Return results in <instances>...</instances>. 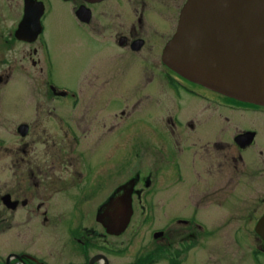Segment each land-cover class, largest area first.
<instances>
[{"label":"flooded vegetation","instance_id":"1","mask_svg":"<svg viewBox=\"0 0 264 264\" xmlns=\"http://www.w3.org/2000/svg\"><path fill=\"white\" fill-rule=\"evenodd\" d=\"M15 1L18 2L15 24L4 31V37L11 43L33 45L28 53L30 70L40 79L39 89L48 97L34 100L33 118L16 126L19 137L16 148L5 147L11 183L6 181L9 184L5 185V194L0 195V203L5 208L2 223L5 231L22 227L28 231L32 228L42 231L45 226L60 227L64 243H56L53 250L51 248L50 251L56 253L55 257L49 254L51 260L34 251L21 250L15 253L18 257L7 259L9 255L5 256L4 263L90 264L95 258L93 264H105V257L120 255L121 250L110 241L119 235L108 234L97 216L114 190L132 178H136L132 216L136 213L146 221L161 217L158 213H163V205L176 194H179L176 196L179 200L191 199L188 193L194 181L204 184L199 188L201 198L227 202L232 199L233 184L238 185L239 178L249 180L260 175L264 179V106L240 102L192 82L163 61L164 48L176 29L185 0H68L78 24L88 31L94 44L105 49L83 72L78 90L45 80L51 60L48 45L42 38V19L50 10V0ZM2 4L6 5L5 2ZM27 5H33L38 8L36 12H41V30L37 35L32 22L21 31L24 37H34L28 41L16 37ZM78 9L84 15L83 20L77 17ZM37 41L39 46L35 45ZM21 67L26 68L24 63ZM125 73L133 75L132 88L122 89L121 77ZM52 86L65 89V94L57 95V91L51 90ZM128 91L130 98H122V92ZM135 94L140 98L133 108L139 102L145 101L148 105L156 100L160 109L149 119L159 129L147 144L146 153L150 156L147 173L141 175L134 169L135 165H131L130 172H135L122 180L120 168L111 172L101 162L88 163L84 143L92 137L100 139L112 130L118 131L130 112L116 106L108 109V103L134 100ZM54 101L58 106L53 104ZM186 104H189L188 113L181 116ZM62 109L68 110L71 116L59 115ZM21 124L25 125L23 134L18 130ZM223 133L229 134L226 140L222 139ZM250 133V141L238 138ZM31 134H43L47 139L38 142L43 144L39 154H36L33 142L25 140ZM186 140L190 143L186 144ZM191 148L194 159L198 156L199 164L189 162ZM177 156L186 158L191 173V180L181 194L180 191L176 194L175 191L168 192L172 184L183 180V164ZM217 172L226 179L220 187H217ZM159 176L165 191L161 196L156 194ZM199 176L204 177L198 179ZM107 184L111 185L108 189ZM253 197L264 203V191ZM91 198L93 204L89 203ZM10 216L17 218V225ZM28 218L34 219V225L28 224ZM159 231L161 235L155 238L153 233ZM150 235L152 247L147 258L137 264L160 261L162 264H196L191 255L203 253L202 250L208 248L207 241L213 232L199 226L191 216L176 214L153 228ZM145 250L146 247L136 253ZM64 252L67 257H63ZM208 253L204 254L211 257V251ZM249 255L254 264L259 263L258 258L264 257L261 241ZM159 256L160 260L151 263ZM57 260L63 262L57 263ZM108 264L115 263L108 261Z\"/></svg>","mask_w":264,"mask_h":264},{"label":"rangeland","instance_id":"2","mask_svg":"<svg viewBox=\"0 0 264 264\" xmlns=\"http://www.w3.org/2000/svg\"><path fill=\"white\" fill-rule=\"evenodd\" d=\"M3 2L6 5H3ZM17 6L18 2L15 0H0V195L5 194V185L9 184L6 181L10 180L11 183V176L9 178L11 171L7 170L10 161L7 157L6 146L12 149L16 148L19 143L16 126L33 118L35 114L34 100L48 97L45 96L44 91L39 89L40 79L33 73V70H30L28 53L33 45L18 41L11 43L4 37L6 36L4 31L12 28L15 24ZM49 9L42 19L44 26L42 38L48 45L51 60L45 80L78 90L81 87L83 72L91 62L98 60V56L102 55L105 49L94 44V40L88 31L78 24L73 15L70 1L50 0ZM39 44L38 41L35 43L37 46ZM23 63L26 66L25 69L21 67ZM121 81L123 83L122 89L132 88L133 75L125 73L121 77ZM130 94V91L128 93L122 92V98L129 99ZM139 98L140 96L135 94L134 100L122 99L120 102L108 103V109H112L114 106L117 109H124L130 112L129 117L122 121L121 126L117 128L118 131L113 132L112 130L100 139L92 137L84 143L85 157L88 163L101 162L106 170L111 172L115 168H120L123 172L122 180L135 172H130L131 165H135L134 169H137L141 175L147 173L150 162V156L146 153L148 152L147 144L150 142V138H154V132L159 129V126H156V123L149 119V117H154L160 109L156 100L148 102V105L145 101L139 102L133 108L135 101ZM58 99L64 100L63 98ZM53 104L58 106L56 101ZM188 105L182 107L181 113L179 111L181 116L184 112L187 115ZM163 106L167 107V103H164ZM61 114L71 116L69 111L64 109L60 111L59 115ZM164 114L166 113L164 112ZM66 119L68 118L65 117ZM228 137L229 134L223 133V140ZM25 140L33 142L36 154H39L43 144H38V142H44L47 139L43 134H31ZM188 143L190 142L186 140V144ZM190 151L189 162L193 161L199 164L198 156L194 159V149L191 148ZM177 159L183 164L181 171L183 180L176 185L172 184L168 192L175 191L173 193L176 194L180 191L181 194L182 191L186 190L191 180V173L186 165V158L177 156ZM214 169H216L215 166ZM216 175L217 187L224 185L226 183L225 176L219 172ZM202 177L199 176L198 179H202ZM112 178L113 176L110 177V179ZM157 179L156 194L161 196L165 193L164 184L161 176ZM135 181L136 178H133L130 183L133 185ZM238 183V185L237 183L233 184V196L227 202H210L201 198L199 188L200 185L204 186V184H200L197 180L192 183L189 193L187 192L191 196L189 202L187 199L179 200L176 197L179 194L174 195L171 201L163 205V213H158L161 217L156 218L155 221H146L143 216L134 213L135 216L133 215L131 218L124 233L110 238V241L116 244V247L122 252L118 256H108L110 259L108 261L115 264H127L136 257L138 249L141 250L146 247V250L139 254L144 256L141 258H145L152 247L150 231L161 226L167 217L184 214L186 217L191 216L196 222L201 221L204 228L213 232L207 241L208 248L202 250L203 253L191 255L196 264H254L249 253L259 242L254 232V225L264 212V203L260 198L257 199L253 196L263 193L264 179L258 175L257 177L252 176L249 180L239 178ZM110 187L111 185L107 184V189ZM142 189L145 191L144 186ZM199 198L202 200L198 201ZM89 203L93 204L92 198ZM194 208L195 213H193ZM4 210L5 208L0 203V255L7 256L21 250H31L40 256L45 255L51 260V256L56 254L54 251H50L51 248L53 250L56 243L58 245L64 243L60 227L45 226L42 227L45 229L42 231L35 228L28 231L26 227H22L5 231V224L2 223ZM10 217L13 224L17 225V218ZM33 223L34 219L28 218V224L34 225ZM236 232L241 233L236 234ZM242 232H246V234H242ZM159 242L162 240L159 239ZM209 251H211V257L205 255H209ZM63 257H67L66 252L63 253ZM206 257H209L207 262H205ZM258 260L259 263L257 264H264V257L260 256ZM193 261L191 262L194 263ZM54 262L56 263V260ZM61 262L63 261L57 260V263ZM156 264H162V261Z\"/></svg>","mask_w":264,"mask_h":264},{"label":"water","instance_id":"3","mask_svg":"<svg viewBox=\"0 0 264 264\" xmlns=\"http://www.w3.org/2000/svg\"><path fill=\"white\" fill-rule=\"evenodd\" d=\"M28 11L26 7L16 30L19 39H25L21 31L29 22L35 34L40 30L41 12L35 16ZM77 17L84 19L81 9ZM163 60L189 80L237 100L264 105V0H186L176 30L164 48ZM18 130L25 133V125ZM251 136L252 133L238 138ZM128 185L126 193L124 187ZM132 187L130 182L123 184L118 194L101 207L97 219L105 224L107 232L119 234L125 230L132 212ZM121 191L125 196L124 216L111 220L107 208ZM254 230L264 248V214Z\"/></svg>","mask_w":264,"mask_h":264},{"label":"bare ground","instance_id":"4","mask_svg":"<svg viewBox=\"0 0 264 264\" xmlns=\"http://www.w3.org/2000/svg\"><path fill=\"white\" fill-rule=\"evenodd\" d=\"M26 7H28V10H29L28 13L29 14L32 13L35 16L37 15L38 12H36L37 11L36 9H38V8L34 7L33 5H27ZM124 188H125L124 191L127 193L130 190V185L125 186ZM118 189L119 188L114 190V192L110 195V197H112L115 194L117 195ZM132 191L133 190H131V192ZM121 193H122V191L119 194H121ZM109 198L105 201L104 204H106V202L109 200ZM124 199H125V196H124V193H122L116 200L113 199L114 200L113 203H112L113 200L110 202V204L107 208L108 218H110L112 220V218L113 219H120L122 216H124V212H125V208H126ZM129 200H130V197H129ZM103 205H102V207H103ZM100 211H101V209H100ZM100 211H99V213H100ZM101 223L105 226V224L102 221H101ZM105 228H106V226H105Z\"/></svg>","mask_w":264,"mask_h":264},{"label":"trees","instance_id":"5","mask_svg":"<svg viewBox=\"0 0 264 264\" xmlns=\"http://www.w3.org/2000/svg\"><path fill=\"white\" fill-rule=\"evenodd\" d=\"M1 264V263H0Z\"/></svg>","mask_w":264,"mask_h":264}]
</instances>
